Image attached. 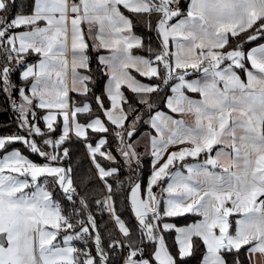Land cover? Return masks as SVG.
<instances>
[{
  "label": "snow or ice",
  "instance_id": "snow-or-ice-1",
  "mask_svg": "<svg viewBox=\"0 0 264 264\" xmlns=\"http://www.w3.org/2000/svg\"><path fill=\"white\" fill-rule=\"evenodd\" d=\"M0 112V264H264V0H0Z\"/></svg>",
  "mask_w": 264,
  "mask_h": 264
},
{
  "label": "trees",
  "instance_id": "trees-1",
  "mask_svg": "<svg viewBox=\"0 0 264 264\" xmlns=\"http://www.w3.org/2000/svg\"><path fill=\"white\" fill-rule=\"evenodd\" d=\"M8 117L6 114L0 112V122H5L7 121Z\"/></svg>",
  "mask_w": 264,
  "mask_h": 264
},
{
  "label": "crops",
  "instance_id": "crops-1",
  "mask_svg": "<svg viewBox=\"0 0 264 264\" xmlns=\"http://www.w3.org/2000/svg\"><path fill=\"white\" fill-rule=\"evenodd\" d=\"M70 82V81H69Z\"/></svg>",
  "mask_w": 264,
  "mask_h": 264
}]
</instances>
